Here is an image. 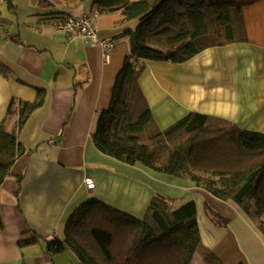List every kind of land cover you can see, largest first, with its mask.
Instances as JSON below:
<instances>
[{"label": "crops", "instance_id": "crops-1", "mask_svg": "<svg viewBox=\"0 0 264 264\" xmlns=\"http://www.w3.org/2000/svg\"><path fill=\"white\" fill-rule=\"evenodd\" d=\"M92 1L0 5V63L5 68L0 72V124L12 99L34 102L38 90L45 92L18 136L25 153L0 190V264H63L61 253H45L43 241L19 243L33 237L30 230L43 239H64L69 216L88 200L141 219L155 194L172 199L173 209L195 204L200 244L221 264H264V236L235 203L218 200L191 181L118 162L93 146L97 113L109 107L115 78L130 52L125 34L137 23L125 22L120 12L95 16L97 36L115 41L104 64L98 45L79 35L67 37L52 25L58 17L92 14ZM243 22L244 43L207 48L180 64L139 62L138 84L160 129L196 112L264 135V0L243 9ZM86 177L93 189L85 187ZM205 205L229 219V226H215ZM64 253L69 264H77L75 255Z\"/></svg>", "mask_w": 264, "mask_h": 264}, {"label": "trees", "instance_id": "trees-1", "mask_svg": "<svg viewBox=\"0 0 264 264\" xmlns=\"http://www.w3.org/2000/svg\"><path fill=\"white\" fill-rule=\"evenodd\" d=\"M12 1L0 5L13 9ZM257 1L93 0L92 14L120 12L137 26L125 34L130 52L90 139L106 157L191 181L218 200L232 201L264 236V135L196 112L162 130L138 84L142 60L180 64L207 48L246 42L243 9ZM0 72H5L1 63ZM44 98L38 90L34 102L8 104L0 124V190L25 153L19 133ZM205 212L215 226L228 227L230 220L208 205ZM30 232L33 237L20 245L43 241L46 254L70 252L77 264H191L197 251L204 264H221L200 244L195 204L173 209V200L160 194L141 219L88 200L69 216L64 239Z\"/></svg>", "mask_w": 264, "mask_h": 264}, {"label": "built area", "instance_id": "built-area-1", "mask_svg": "<svg viewBox=\"0 0 264 264\" xmlns=\"http://www.w3.org/2000/svg\"><path fill=\"white\" fill-rule=\"evenodd\" d=\"M96 14H85L80 17H58L52 20V25L58 31L64 32L67 37L79 35L85 41L99 46L102 52V61L108 64L111 53L115 49V41L112 38H99L93 27ZM87 189L94 188V182L86 177L83 181Z\"/></svg>", "mask_w": 264, "mask_h": 264}, {"label": "rangeland", "instance_id": "rangeland-1", "mask_svg": "<svg viewBox=\"0 0 264 264\" xmlns=\"http://www.w3.org/2000/svg\"><path fill=\"white\" fill-rule=\"evenodd\" d=\"M217 212V211H216ZM218 213V212H217ZM230 224V223H229ZM229 226V225H228ZM59 256H61V263L63 264H69L70 261L68 260V255L66 253H61ZM217 258V257H216ZM237 257L234 256L232 259H230L232 262L234 259H236ZM197 262H201V257L199 255V253H195V261H193L192 264H197ZM226 264H230V262H225ZM241 264V263H239Z\"/></svg>", "mask_w": 264, "mask_h": 264}]
</instances>
